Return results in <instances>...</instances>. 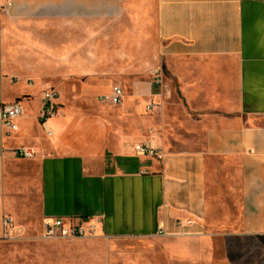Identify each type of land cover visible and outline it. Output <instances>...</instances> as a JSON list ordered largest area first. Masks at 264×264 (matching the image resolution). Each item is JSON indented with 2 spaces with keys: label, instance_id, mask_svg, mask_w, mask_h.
Here are the masks:
<instances>
[{
  "label": "crops",
  "instance_id": "1",
  "mask_svg": "<svg viewBox=\"0 0 264 264\" xmlns=\"http://www.w3.org/2000/svg\"><path fill=\"white\" fill-rule=\"evenodd\" d=\"M156 67L160 92L143 80ZM93 82L133 86V134L58 114L49 138L44 93L57 108ZM15 102L18 132L0 119V239L5 216L22 232L75 218L110 238L264 236V0H0V112ZM142 141L164 160L137 156Z\"/></svg>",
  "mask_w": 264,
  "mask_h": 264
},
{
  "label": "rangeland",
  "instance_id": "2",
  "mask_svg": "<svg viewBox=\"0 0 264 264\" xmlns=\"http://www.w3.org/2000/svg\"><path fill=\"white\" fill-rule=\"evenodd\" d=\"M157 69L147 71L143 80L154 82L157 92H160V85L156 84L154 77ZM115 86L124 90L122 104L102 101L101 98L110 95ZM59 105L55 116L68 117L72 126L102 127L104 131L124 130L128 135L133 134L135 101L132 85L93 82L67 86L60 94ZM175 113L178 114L177 111ZM144 114H149L147 107ZM149 135L147 133L144 137ZM168 135L183 137L187 134L166 133ZM196 135L195 139L202 147L204 133ZM58 136L50 139L51 142ZM98 136L99 140L95 142L100 146L106 141ZM75 137L78 140H87V137L95 140L96 135L78 132ZM218 215L230 216L228 213ZM41 224L34 222L18 236L1 238L0 264H264V236H233L231 230L225 228L210 226L200 239L186 241L164 236L140 239L110 238L98 234L90 238L47 240L43 237Z\"/></svg>",
  "mask_w": 264,
  "mask_h": 264
},
{
  "label": "built area",
  "instance_id": "3",
  "mask_svg": "<svg viewBox=\"0 0 264 264\" xmlns=\"http://www.w3.org/2000/svg\"><path fill=\"white\" fill-rule=\"evenodd\" d=\"M11 5V3H9ZM156 84H161L160 71L156 72ZM124 90L122 87L115 86L112 88L110 95L101 98L102 101H111L113 105H120L124 100ZM59 94L54 90L44 93V106L40 112V123L47 136H53V131L49 127V121L55 117L56 101ZM24 115V108L19 102L3 103L0 112V119L3 126V132L6 136H11L18 132V121ZM134 153L139 157H146L164 160V154L161 150L153 148L148 142H140L134 145ZM15 156L23 160H33L37 154L34 150L20 148L15 151ZM192 224L189 221L186 225L179 222V227L184 228ZM4 237L13 238L22 232L16 228L11 217L5 216L3 220ZM165 235V233L162 232ZM97 236V227L90 222L76 220L75 218H47L43 225V237L47 240L54 239H79Z\"/></svg>",
  "mask_w": 264,
  "mask_h": 264
},
{
  "label": "bare ground",
  "instance_id": "4",
  "mask_svg": "<svg viewBox=\"0 0 264 264\" xmlns=\"http://www.w3.org/2000/svg\"><path fill=\"white\" fill-rule=\"evenodd\" d=\"M56 117V116H55Z\"/></svg>",
  "mask_w": 264,
  "mask_h": 264
}]
</instances>
